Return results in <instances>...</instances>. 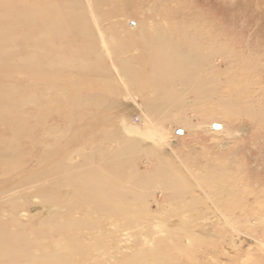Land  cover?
Masks as SVG:
<instances>
[{
	"label": "rangeland",
	"instance_id": "1",
	"mask_svg": "<svg viewBox=\"0 0 264 264\" xmlns=\"http://www.w3.org/2000/svg\"><path fill=\"white\" fill-rule=\"evenodd\" d=\"M66 1L0 0L4 227L14 230L15 197L19 219L40 228L52 211L42 185L61 177L64 199L84 209L76 219L97 237L116 236L110 264L137 252L144 257L127 264H264V0H98L113 59L89 0L79 1L87 20L42 33L68 14ZM160 37L182 73L154 59ZM133 136L137 150L118 153ZM107 157L129 167L113 173ZM21 175L36 182L19 194L8 187ZM88 181L91 191L78 192ZM58 206L63 221L69 204Z\"/></svg>",
	"mask_w": 264,
	"mask_h": 264
},
{
	"label": "bare ground",
	"instance_id": "2",
	"mask_svg": "<svg viewBox=\"0 0 264 264\" xmlns=\"http://www.w3.org/2000/svg\"><path fill=\"white\" fill-rule=\"evenodd\" d=\"M79 1L80 0H68V1H66L65 5H67L69 12H68V14H65V13H63L61 15L58 14L59 17H58V22L56 24H55V22L53 23V22L48 21V20L44 23V25L42 27V33L48 39H50L53 36V33L61 32V30L65 26V25L62 26V23H65L66 25L69 23L71 24V22H74V21H72V19L74 20L75 17H84L87 20V17L85 16L86 13L83 11H80ZM88 2H89V9L88 10L90 11L89 13L91 15L90 17H91L92 21L94 22L97 33L99 34L102 47H104L106 49L109 57L113 59L114 58V53H113L114 50L110 48L113 44H111V46H109L111 42H108V40L106 38L107 36L105 35L104 30L100 26V24L102 23V19L100 17H98V15H97V12H99L100 1L89 0ZM48 3H50V2H48ZM110 8H111V6H110ZM119 12H120V10H119ZM133 24H131V25H133ZM84 25L88 26V24L81 25L82 29L81 30L79 29L78 32L88 34L89 33L88 28L89 27L86 26L87 27V29H86V27ZM142 26L143 25H140V27L143 29ZM91 37H92V35H91ZM115 37L117 38V36H115ZM88 38H89V36H88ZM111 39L114 40L113 38H111ZM50 44H52V43H50ZM168 45H170V39H168L167 37L158 38L156 44L154 45V47L156 48V52H155V54H153V56H155L154 59L160 60V62H158V64H160V65L162 64L164 66V68H167L168 70L174 71V72L178 70L182 73L180 66L178 65L177 62H175L176 57L174 56L171 49L165 48V46H168ZM119 57L120 56H118V58ZM129 63L131 64V62H129ZM124 74L126 75V73H124ZM125 85H124V87H125ZM126 90L128 91V94L130 93V95L133 96L134 93L131 92L129 87H127ZM134 101H135L136 105L142 109L140 102L136 99ZM134 101H133V103H134ZM128 132L133 134V135H139V133H137L135 131V129L133 130L132 128ZM78 137H77V139H78ZM79 138H82V137H79ZM82 140L84 141V139H82ZM137 141H139L137 139V136L136 137L133 136V140H131L128 137L126 140L121 142V150L118 153H121V154H124V153L127 154V152L128 153H130V152L134 153V151H136L138 146H139ZM13 147H15V146H13ZM13 147H11V149ZM102 148H103V146H102ZM111 148H112V146H111ZM3 150H4V148L0 149V160L4 156H6V155H4ZM8 150H10V149H8ZM89 157H91V153L89 154ZM165 160H168V158ZM129 162H130L129 159H127L125 161V160L115 159L114 157H107L106 167L110 171H112L113 173L120 174L121 171L124 169V167H129V164H130ZM0 163H1V161H0ZM127 175H128V173H127ZM25 176H23V175L19 176L18 177L19 181L17 183H14L12 186L8 187V189H12L13 191H16V192L20 191L19 194H21L24 191V188L26 185L34 184L36 182V180H32L31 178L28 179ZM136 176H138V175H136ZM7 178L8 177H6V179ZM53 179H54L53 180L54 182H49L51 184L48 183L47 185H42L43 189L45 190V195L49 198V201L47 203H45L43 201H42V203L47 207V209H52V211H51V213H49L47 215L46 219L41 221L43 225H40V228L35 229L34 226H29L28 224H25L24 222H22L19 219V217L17 216V213H16L17 210H19V201L15 197L8 198V201L10 202V206L12 209V212H11L12 215L10 217H7V220L9 221V224H10L9 227L14 228V230L11 228L8 229V228L4 227L5 224H3V222L1 220H3L2 218L5 214L2 212V210H0V219H1L0 220V264H110L109 262L112 260L111 258L113 256L110 257L111 260L106 258L105 256L109 255L111 253L110 249H111L112 245L117 242L116 236L115 237H112V236L111 237L110 236L109 237H102V236L97 237L96 234L95 235L91 234V222H85V221H82L80 219H76V216H75L78 214H82L84 209L80 205H78L77 203L71 202L70 200H68V201H70V202H68L67 199H64L65 196L63 197L61 191L59 190V188H61L62 186L68 185L69 180L65 179V178H61V177H58V178L56 177ZM17 184H20V185H17ZM22 184H25V185H22ZM102 186L104 188H109L110 185H109V182H104ZM91 187H92V185L89 181L84 182V184L82 186H78L77 191L78 192L79 191L80 192L81 191L82 192L83 191H91ZM6 189L7 188H5L4 191H3V189H0V195H2L3 193L4 194L8 193ZM78 192H77V194H78ZM65 195H66V193H65ZM98 196H99V194H98ZM23 198L25 199V196ZM87 199L91 200V198H89V197ZM63 201L67 202L69 204V206L66 208L67 210L64 211L65 212L64 220L63 221H56L57 216H60V218H61V217H63L62 215H64V214L57 213L55 211V208H57L58 203H61ZM111 202H112V199H111ZM35 205H37L36 207H38V205H40V203L38 202V204H35ZM110 210H112V209H110ZM117 210H115V214H117L116 213ZM86 212H87V210H86ZM111 219L113 220V217H111ZM122 221L123 220H121L120 222L122 223ZM124 222H125V220H124ZM101 224H103V223H101ZM97 225H99V224H97ZM122 225L124 226V224H122ZM175 227H178V226H175ZM129 229L131 230V228H129ZM28 230L30 231V234H27L29 232ZM99 230L102 231L101 229H99ZM128 233H129V231H128ZM98 234H102V233H98ZM116 235H117V233H116ZM121 237H123V234ZM92 241H93V243H91ZM120 241L121 240L119 239V242ZM129 241L131 244L132 241L131 240H129ZM127 243H129V242H127ZM142 243H144V242H142ZM118 244L122 245V242L118 243ZM119 246L116 245L117 248L121 247V246L120 247ZM130 247L128 246V248H130ZM154 249H155V247H154ZM117 250H116V252L121 251V250H118V251ZM156 250H152L151 252L156 251ZM135 251H137V247H136ZM121 253L122 252H120L119 254H121ZM144 253L141 255L137 252L135 255L136 256L135 258H133V256H131V257L137 263L136 260H138L141 256L145 255ZM147 254H149V253H147ZM154 257H155V255H154ZM117 258H118V260H120L119 262L122 261V257H117ZM157 258H159V257H157ZM131 259L127 260V261L129 262V261H131ZM152 261L154 262V260H152ZM152 261H150V263ZM156 261H159V260H156ZM161 262H163V261H161ZM117 263H118V261H117ZM117 263H115V264H117ZM130 263L132 264V262H130ZM143 264H145V261ZM156 264H158V263L156 262Z\"/></svg>",
	"mask_w": 264,
	"mask_h": 264
},
{
	"label": "water",
	"instance_id": "3",
	"mask_svg": "<svg viewBox=\"0 0 264 264\" xmlns=\"http://www.w3.org/2000/svg\"><path fill=\"white\" fill-rule=\"evenodd\" d=\"M214 128H220V126L219 125H214Z\"/></svg>",
	"mask_w": 264,
	"mask_h": 264
}]
</instances>
